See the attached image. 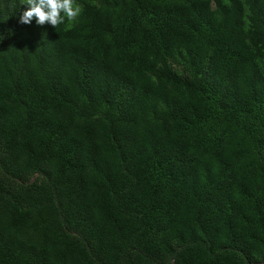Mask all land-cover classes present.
<instances>
[{
	"label": "trees",
	"instance_id": "obj_1",
	"mask_svg": "<svg viewBox=\"0 0 264 264\" xmlns=\"http://www.w3.org/2000/svg\"><path fill=\"white\" fill-rule=\"evenodd\" d=\"M0 0V264H264V0Z\"/></svg>",
	"mask_w": 264,
	"mask_h": 264
},
{
	"label": "clouds",
	"instance_id": "obj_2",
	"mask_svg": "<svg viewBox=\"0 0 264 264\" xmlns=\"http://www.w3.org/2000/svg\"><path fill=\"white\" fill-rule=\"evenodd\" d=\"M27 5L21 13L19 22L31 24L35 20L37 25L49 24L54 28L65 22H74L82 13V5L76 0H24Z\"/></svg>",
	"mask_w": 264,
	"mask_h": 264
}]
</instances>
